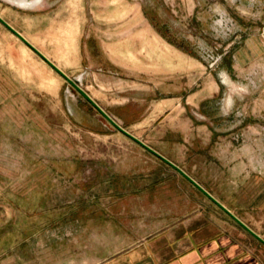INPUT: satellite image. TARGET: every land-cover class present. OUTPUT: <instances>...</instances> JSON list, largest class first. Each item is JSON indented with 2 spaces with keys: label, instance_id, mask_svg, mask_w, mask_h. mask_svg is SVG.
Instances as JSON below:
<instances>
[{
  "label": "rangeland",
  "instance_id": "obj_1",
  "mask_svg": "<svg viewBox=\"0 0 264 264\" xmlns=\"http://www.w3.org/2000/svg\"><path fill=\"white\" fill-rule=\"evenodd\" d=\"M0 16L264 237V0H0ZM67 86L0 24V260L63 264L134 197L225 215Z\"/></svg>",
  "mask_w": 264,
  "mask_h": 264
},
{
  "label": "crops",
  "instance_id": "obj_2",
  "mask_svg": "<svg viewBox=\"0 0 264 264\" xmlns=\"http://www.w3.org/2000/svg\"><path fill=\"white\" fill-rule=\"evenodd\" d=\"M151 199L134 197L130 206L112 212L109 231L97 229L94 242L76 245L79 255L66 257L63 264H264V248L247 239L238 225L232 227L225 213L194 209L167 214ZM88 250L95 257H88Z\"/></svg>",
  "mask_w": 264,
  "mask_h": 264
},
{
  "label": "water",
  "instance_id": "obj_3",
  "mask_svg": "<svg viewBox=\"0 0 264 264\" xmlns=\"http://www.w3.org/2000/svg\"><path fill=\"white\" fill-rule=\"evenodd\" d=\"M0 24L4 26L8 31L16 36L22 43L29 47L38 57H40L45 63H47L60 77H62L67 83V90L71 88L86 101L100 117H102L111 127L128 137L130 140L138 144L145 151L159 159L161 162L169 166L187 182H189L195 189H197L205 198L213 203L218 209L225 213L236 225L243 229L248 235L256 240L264 248V237L258 232L252 229L242 219H240L235 213H233L226 205L218 200L211 192H209L202 184H200L195 178H193L182 167L173 162L171 159L148 145L142 139L134 135L128 129L123 127L112 115H110L91 95L82 87L81 76H69L65 71L58 67L51 59L44 55L36 46H34L21 32L7 22L2 16H0Z\"/></svg>",
  "mask_w": 264,
  "mask_h": 264
},
{
  "label": "trees",
  "instance_id": "obj_4",
  "mask_svg": "<svg viewBox=\"0 0 264 264\" xmlns=\"http://www.w3.org/2000/svg\"><path fill=\"white\" fill-rule=\"evenodd\" d=\"M86 102V101H85ZM87 103V102H86ZM88 104V103H87ZM89 105V104H88Z\"/></svg>",
  "mask_w": 264,
  "mask_h": 264
}]
</instances>
